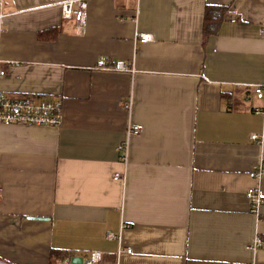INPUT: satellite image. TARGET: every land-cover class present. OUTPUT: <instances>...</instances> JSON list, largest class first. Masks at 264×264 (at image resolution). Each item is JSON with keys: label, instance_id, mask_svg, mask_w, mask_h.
<instances>
[{"label": "crops", "instance_id": "0c3cea01", "mask_svg": "<svg viewBox=\"0 0 264 264\" xmlns=\"http://www.w3.org/2000/svg\"><path fill=\"white\" fill-rule=\"evenodd\" d=\"M0 1V91L62 101L59 127L0 123L1 260L264 264V205L256 220L245 196L264 0H87L79 33L64 0Z\"/></svg>", "mask_w": 264, "mask_h": 264}, {"label": "built area", "instance_id": "2783aa9c", "mask_svg": "<svg viewBox=\"0 0 264 264\" xmlns=\"http://www.w3.org/2000/svg\"><path fill=\"white\" fill-rule=\"evenodd\" d=\"M87 0H64L57 3L60 8L61 16L63 18L73 19L75 22L76 31L79 33L85 27L87 16ZM2 2L0 1V8ZM7 14L0 10V34L4 18ZM264 33V28L260 29ZM136 36V35H135ZM139 38V39H138ZM140 43H145L151 39L149 33H141L137 35ZM96 68L102 70H128L126 66L111 65L106 58L99 57L96 62ZM6 74L0 59V77ZM254 96L263 104L262 107H256L254 110L258 113L264 114V82L253 84L251 86ZM62 122V101L61 100H45L38 99L32 96L15 99L8 97L3 91H0V123L2 124H18V125H39L49 127H59ZM128 134H138L140 129L137 125H132L127 128ZM249 139L259 145H264V128L259 133H250ZM117 150L124 151L122 159L125 161L127 143L117 145ZM248 176L254 181L245 192V196L249 205V212L256 220L261 218L260 208L264 205V196L261 193V179L264 176V158H261L251 168ZM114 179H120V174H114ZM123 180V179H122ZM106 238L109 240L120 241V235L114 233H107ZM264 246V239L255 235L251 248ZM130 253L131 249H119L118 253ZM0 264H9L0 259ZM58 264H101V254L99 252H91L85 257H82L81 263H74L69 256L64 257Z\"/></svg>", "mask_w": 264, "mask_h": 264}, {"label": "water", "instance_id": "95a60500", "mask_svg": "<svg viewBox=\"0 0 264 264\" xmlns=\"http://www.w3.org/2000/svg\"><path fill=\"white\" fill-rule=\"evenodd\" d=\"M71 261L74 263H81L82 258L78 256L71 257Z\"/></svg>", "mask_w": 264, "mask_h": 264}, {"label": "trees", "instance_id": "16d2710c", "mask_svg": "<svg viewBox=\"0 0 264 264\" xmlns=\"http://www.w3.org/2000/svg\"><path fill=\"white\" fill-rule=\"evenodd\" d=\"M219 19H220V15H219V17H218V20H219ZM211 26H212V25H210L209 28H212ZM214 28H216V26H214ZM53 32L56 33V30L54 29ZM40 37H43V33H40Z\"/></svg>", "mask_w": 264, "mask_h": 264}]
</instances>
